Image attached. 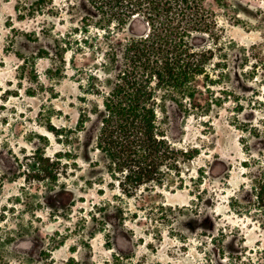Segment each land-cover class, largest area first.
<instances>
[{
    "label": "rangeland",
    "instance_id": "1",
    "mask_svg": "<svg viewBox=\"0 0 264 264\" xmlns=\"http://www.w3.org/2000/svg\"><path fill=\"white\" fill-rule=\"evenodd\" d=\"M106 2L0 0V253L20 264H264V209L250 195L264 173V0H200L215 26L195 44L217 45L230 70L204 96L223 101L203 115L166 103L167 136L189 154L179 173L135 190L95 149L102 98L87 85L108 81L122 37H110Z\"/></svg>",
    "mask_w": 264,
    "mask_h": 264
},
{
    "label": "trees",
    "instance_id": "2",
    "mask_svg": "<svg viewBox=\"0 0 264 264\" xmlns=\"http://www.w3.org/2000/svg\"><path fill=\"white\" fill-rule=\"evenodd\" d=\"M102 6H109L110 37H122L109 47L108 81L87 85L102 98L95 112V149L108 169L124 174L127 190L161 185L166 174L179 173L180 156L189 154L176 149L167 136L166 103L185 114L203 115L223 101L204 94L228 79V55L217 56L215 44H195V34L209 33L215 26L200 0H107ZM214 59L219 62L212 64ZM250 191L264 209V173ZM0 264L20 263L0 253ZM104 264L134 263L124 257Z\"/></svg>",
    "mask_w": 264,
    "mask_h": 264
}]
</instances>
